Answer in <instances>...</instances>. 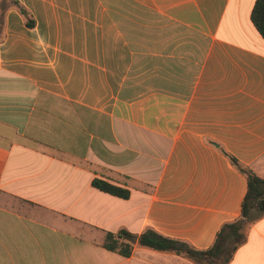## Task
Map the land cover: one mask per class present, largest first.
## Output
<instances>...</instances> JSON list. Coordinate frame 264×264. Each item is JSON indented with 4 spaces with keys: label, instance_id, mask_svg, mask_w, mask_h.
<instances>
[{
    "label": "crops",
    "instance_id": "1",
    "mask_svg": "<svg viewBox=\"0 0 264 264\" xmlns=\"http://www.w3.org/2000/svg\"><path fill=\"white\" fill-rule=\"evenodd\" d=\"M18 1L28 18L0 5V264H195L104 241L153 229L206 249L240 217L228 155L264 178L256 0ZM253 217L229 264H264Z\"/></svg>",
    "mask_w": 264,
    "mask_h": 264
},
{
    "label": "trees",
    "instance_id": "2",
    "mask_svg": "<svg viewBox=\"0 0 264 264\" xmlns=\"http://www.w3.org/2000/svg\"><path fill=\"white\" fill-rule=\"evenodd\" d=\"M1 7H15L26 18L29 11L18 0H1ZM251 19L264 38V0H256ZM28 24L31 22L28 20ZM231 163L246 177L248 189L242 202L241 215L238 219L226 222L218 231L213 243L206 249H197L187 242L161 235L148 229L141 235H134L127 230L107 233L104 247L129 257L134 244L147 247L158 252L173 253L192 260L195 264H229L237 250L246 243L247 232L253 224V212L264 216V178L259 177L251 169L242 167L238 160L229 156ZM92 185L110 195L127 199L130 192L105 180L94 179Z\"/></svg>",
    "mask_w": 264,
    "mask_h": 264
}]
</instances>
